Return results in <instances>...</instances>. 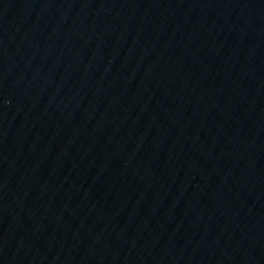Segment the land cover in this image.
<instances>
[{"label": "water", "instance_id": "water-1", "mask_svg": "<svg viewBox=\"0 0 264 264\" xmlns=\"http://www.w3.org/2000/svg\"><path fill=\"white\" fill-rule=\"evenodd\" d=\"M0 264H264V0H0Z\"/></svg>", "mask_w": 264, "mask_h": 264}]
</instances>
